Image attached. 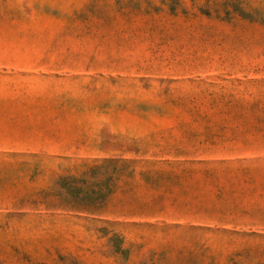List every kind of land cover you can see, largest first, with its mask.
<instances>
[{
    "label": "rangeland",
    "instance_id": "1",
    "mask_svg": "<svg viewBox=\"0 0 264 264\" xmlns=\"http://www.w3.org/2000/svg\"><path fill=\"white\" fill-rule=\"evenodd\" d=\"M0 264H264V0H0Z\"/></svg>",
    "mask_w": 264,
    "mask_h": 264
}]
</instances>
